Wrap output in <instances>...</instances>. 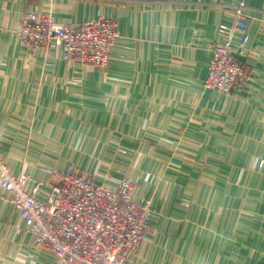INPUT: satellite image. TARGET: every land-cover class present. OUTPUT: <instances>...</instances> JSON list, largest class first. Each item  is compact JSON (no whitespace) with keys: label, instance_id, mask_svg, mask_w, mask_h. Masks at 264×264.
<instances>
[{"label":"crops","instance_id":"0c3cea01","mask_svg":"<svg viewBox=\"0 0 264 264\" xmlns=\"http://www.w3.org/2000/svg\"><path fill=\"white\" fill-rule=\"evenodd\" d=\"M241 2L251 79L206 89L219 26ZM30 10L76 29L116 18L109 68L26 48L16 32ZM0 154L45 183L42 199L44 166L109 187L132 178L153 215L127 264H264V0H0ZM25 228L0 189V264H54Z\"/></svg>","mask_w":264,"mask_h":264},{"label":"built area","instance_id":"2783aa9c","mask_svg":"<svg viewBox=\"0 0 264 264\" xmlns=\"http://www.w3.org/2000/svg\"><path fill=\"white\" fill-rule=\"evenodd\" d=\"M245 9L239 3L233 23L219 26L225 40L213 45L206 89L229 94L242 90L251 79L250 67L236 56L245 54L249 40L241 23ZM16 34L29 50L49 52L62 46L66 61L106 71L120 28L114 17L99 15L76 29L59 25L50 14L30 10ZM238 36L241 45L236 48ZM42 172L51 182L45 199L40 197L45 183L12 174L0 154V189L25 221L33 244L51 251L54 264H127L146 239L153 215L149 201L134 199L133 179L123 176L115 187H109L74 166H44Z\"/></svg>","mask_w":264,"mask_h":264},{"label":"water","instance_id":"95a60500","mask_svg":"<svg viewBox=\"0 0 264 264\" xmlns=\"http://www.w3.org/2000/svg\"><path fill=\"white\" fill-rule=\"evenodd\" d=\"M236 55V54H235ZM240 60H242L243 58H242V56H238V55H236Z\"/></svg>","mask_w":264,"mask_h":264},{"label":"rangeland","instance_id":"374dc122","mask_svg":"<svg viewBox=\"0 0 264 264\" xmlns=\"http://www.w3.org/2000/svg\"><path fill=\"white\" fill-rule=\"evenodd\" d=\"M171 162H173V161H171ZM150 202V201H149ZM151 203V202H150ZM152 204V203H151Z\"/></svg>","mask_w":264,"mask_h":264}]
</instances>
